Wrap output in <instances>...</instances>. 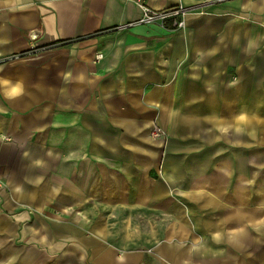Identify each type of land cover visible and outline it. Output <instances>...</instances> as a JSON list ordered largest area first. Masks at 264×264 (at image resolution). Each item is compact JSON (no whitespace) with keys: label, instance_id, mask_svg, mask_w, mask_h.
<instances>
[{"label":"crops","instance_id":"0c3cea01","mask_svg":"<svg viewBox=\"0 0 264 264\" xmlns=\"http://www.w3.org/2000/svg\"><path fill=\"white\" fill-rule=\"evenodd\" d=\"M179 4L0 0V264H264V0Z\"/></svg>","mask_w":264,"mask_h":264},{"label":"built area","instance_id":"2783aa9c","mask_svg":"<svg viewBox=\"0 0 264 264\" xmlns=\"http://www.w3.org/2000/svg\"><path fill=\"white\" fill-rule=\"evenodd\" d=\"M194 3L191 6L179 4L166 10H153L148 6H142V17L139 21L134 22L130 26L157 25L163 29L171 31L184 30L186 28V20L190 14L205 15L212 8L224 3L226 0H189ZM171 25V26H169ZM101 58V57H100ZM162 134L161 129H154L153 137L158 138Z\"/></svg>","mask_w":264,"mask_h":264},{"label":"rangeland","instance_id":"374dc122","mask_svg":"<svg viewBox=\"0 0 264 264\" xmlns=\"http://www.w3.org/2000/svg\"><path fill=\"white\" fill-rule=\"evenodd\" d=\"M101 57V56H100ZM99 57V58H100ZM157 128V129H161V132L162 134L158 137V138H154L153 137V132H154V129ZM151 139L153 141H156V140H162V141H166L168 139V136H167V133L159 126V125H156L152 128V131H151ZM162 173L159 174L160 177H162ZM71 264H78V258L77 257H72L71 258Z\"/></svg>","mask_w":264,"mask_h":264}]
</instances>
